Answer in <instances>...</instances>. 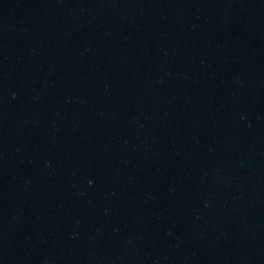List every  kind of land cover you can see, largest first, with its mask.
<instances>
[{
    "label": "water",
    "instance_id": "95a60500",
    "mask_svg": "<svg viewBox=\"0 0 264 264\" xmlns=\"http://www.w3.org/2000/svg\"><path fill=\"white\" fill-rule=\"evenodd\" d=\"M0 264H264V0H0Z\"/></svg>",
    "mask_w": 264,
    "mask_h": 264
}]
</instances>
